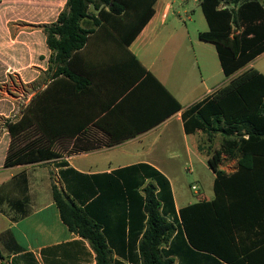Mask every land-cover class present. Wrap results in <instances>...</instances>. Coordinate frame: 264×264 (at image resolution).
<instances>
[{"label":"crops","instance_id":"crops-1","mask_svg":"<svg viewBox=\"0 0 264 264\" xmlns=\"http://www.w3.org/2000/svg\"><path fill=\"white\" fill-rule=\"evenodd\" d=\"M65 3L0 0V264H95L87 241L61 222L52 183L91 210L112 264H140L144 214L139 204H130L129 195L142 197L148 183L176 228L161 247L173 264H226L188 248L178 215L182 207L212 199L213 189L212 197L194 202L176 197L174 189L176 170L192 172L194 159L211 171L207 162L221 141L217 135L207 142L200 130L185 133L181 119L185 109L229 79L221 81L214 46L198 39L208 30L204 17V22H165L172 2L155 0L153 14L134 37L137 22H83L90 34L70 61L73 79L63 74L52 79L55 68L43 26L54 23ZM24 16L31 22H16ZM251 62L231 78L250 69ZM39 79L40 90L45 88V132L56 139L53 150L59 157L4 167L11 138L1 120L19 119L20 114L10 119L17 106H26L40 91L22 100L8 93L6 84L14 80L28 90ZM218 168L232 174L236 159L221 155ZM154 171L159 176L149 178Z\"/></svg>","mask_w":264,"mask_h":264},{"label":"trees","instance_id":"trees-1","mask_svg":"<svg viewBox=\"0 0 264 264\" xmlns=\"http://www.w3.org/2000/svg\"><path fill=\"white\" fill-rule=\"evenodd\" d=\"M154 1L66 0L54 23L43 26L55 68L51 78L63 74L73 79L70 61L90 34L83 22H137L134 37L153 14ZM200 9L208 30L198 33V39L214 46L222 74L229 79L181 113L185 133L200 130L207 142L217 135L221 138L207 162L215 175L213 197L178 210L181 230L194 253L226 264H264V75L250 68L231 78L264 52V0H200ZM3 127L11 138L4 167L59 157L53 150L56 139L45 132V88L21 109L19 119H7ZM30 131L35 133L33 138L25 137ZM18 136L24 138L16 140ZM221 155L236 159L234 173L218 168ZM158 176L154 171L148 177ZM155 191L148 183L141 188L142 197L127 194L130 204H139L144 214L137 244L139 262L173 264L161 247L176 228L162 212ZM51 195L61 222L87 241L95 264H112L104 231L91 210L80 208L54 183Z\"/></svg>","mask_w":264,"mask_h":264},{"label":"rangeland","instance_id":"rangeland-1","mask_svg":"<svg viewBox=\"0 0 264 264\" xmlns=\"http://www.w3.org/2000/svg\"><path fill=\"white\" fill-rule=\"evenodd\" d=\"M20 2L27 4H43L45 6V0H19ZM97 1V0H95ZM172 2V8L168 13L165 22H204L202 12L199 7L198 0H170ZM89 10L92 11V7L89 6ZM45 16V15H44ZM27 19V20H26ZM45 21V17L43 19ZM16 22H31L29 16L19 17ZM251 68L257 71H264V54H261L254 58V60L250 63ZM192 73L193 77L196 81H198L199 70L198 63L196 60L192 62ZM221 81L225 80L223 74H220ZM42 79H39V83L33 84L32 87L26 90L24 85L17 83L12 80V82H8L6 84L5 90L11 95H21L22 100L29 98L38 90L41 89ZM23 102V101H22ZM22 103L17 106L14 116L10 119H16L22 107ZM4 121L1 120V126H4ZM34 132H27L25 137L34 136ZM24 138L23 136H18L16 140ZM33 138V137H32ZM15 142V141H14ZM202 142V141H201ZM189 169V168H188ZM175 179H177V183H175V193L176 197L179 194H182L185 198L190 201H195L197 197H212V172L204 166L201 168L200 165L196 163V159H194L193 170L192 172L184 170L181 168L180 170H176L175 175H173ZM52 180V179H51ZM194 186L193 189L191 187ZM178 203H181L178 199Z\"/></svg>","mask_w":264,"mask_h":264}]
</instances>
